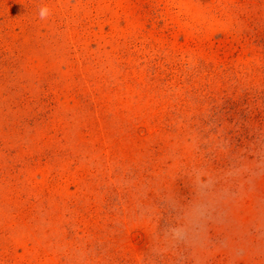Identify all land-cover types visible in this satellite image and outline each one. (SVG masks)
<instances>
[{
	"label": "rangeland",
	"instance_id": "1",
	"mask_svg": "<svg viewBox=\"0 0 264 264\" xmlns=\"http://www.w3.org/2000/svg\"><path fill=\"white\" fill-rule=\"evenodd\" d=\"M0 264H264V0H0Z\"/></svg>",
	"mask_w": 264,
	"mask_h": 264
},
{
	"label": "clouds",
	"instance_id": "2",
	"mask_svg": "<svg viewBox=\"0 0 264 264\" xmlns=\"http://www.w3.org/2000/svg\"><path fill=\"white\" fill-rule=\"evenodd\" d=\"M47 15V9L46 8H42L40 10V16L41 18L45 17Z\"/></svg>",
	"mask_w": 264,
	"mask_h": 264
}]
</instances>
